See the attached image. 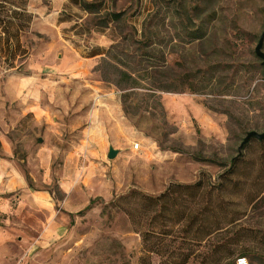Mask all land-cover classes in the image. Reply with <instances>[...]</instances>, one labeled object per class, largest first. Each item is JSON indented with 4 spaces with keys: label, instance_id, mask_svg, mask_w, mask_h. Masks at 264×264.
<instances>
[{
    "label": "rangeland",
    "instance_id": "rangeland-1",
    "mask_svg": "<svg viewBox=\"0 0 264 264\" xmlns=\"http://www.w3.org/2000/svg\"><path fill=\"white\" fill-rule=\"evenodd\" d=\"M106 1L121 17L112 24V45L95 67L97 96L76 93V81L49 82L40 98L48 129L42 125L27 129L23 138L12 135L38 138L52 148L50 172L45 176L34 167L27 178L56 204L63 199V157L77 151L75 173L63 180L75 188L69 207L76 213L63 235L25 259L15 257L20 250L11 242L12 258L1 264H140V237L112 202L130 191L156 196L170 184L200 178L214 183L242 152L236 184H229L233 201L224 196L203 224L221 225L230 216L239 220L191 247L187 264H218L221 257L220 264H235L240 256L264 264V142L251 138L239 147L248 132H264V73L254 54L264 31V0ZM102 19L89 20L103 24ZM23 38L25 48L31 38ZM82 39L83 45L92 44L93 38ZM9 58L8 51H0V63ZM4 74L1 69L0 77ZM106 147L117 151L113 159L100 157ZM19 151L22 155L24 148ZM260 192L246 205L247 193ZM226 240L236 243L224 251ZM161 260L151 256V264Z\"/></svg>",
    "mask_w": 264,
    "mask_h": 264
},
{
    "label": "crops",
    "instance_id": "crops-1",
    "mask_svg": "<svg viewBox=\"0 0 264 264\" xmlns=\"http://www.w3.org/2000/svg\"><path fill=\"white\" fill-rule=\"evenodd\" d=\"M82 2H100L101 6L99 11L91 12L80 7L81 0H76V6L70 0H9L10 8L16 16L20 13L18 17L25 24L24 31L18 34L20 49L24 48L23 37L31 40L25 42L27 52L22 57L16 55L9 66L0 63V70L5 73L0 77V264L12 258L11 242L15 240L20 250L15 257L25 259L41 245L63 235L76 213L75 208L69 207V202L75 200V188L70 182L65 186L63 180L70 172L75 173L77 151L63 157L59 182L63 199L56 204L48 192L36 188L27 178L34 167L45 176L50 172L52 148L38 138L16 139L12 135L23 138L27 129L42 125L48 129L47 112L40 98L49 82L76 81V93L80 91L87 99L97 96L95 67L113 43L114 21L110 16L103 24L89 19L116 12L108 8L106 0ZM85 36L90 41L93 38L92 44L81 43ZM55 56L58 61H50ZM20 147L24 148L22 155ZM108 148L104 154L100 152V157L107 155ZM78 173L76 168V177ZM33 230L37 232L35 238Z\"/></svg>",
    "mask_w": 264,
    "mask_h": 264
},
{
    "label": "trees",
    "instance_id": "trees-1",
    "mask_svg": "<svg viewBox=\"0 0 264 264\" xmlns=\"http://www.w3.org/2000/svg\"><path fill=\"white\" fill-rule=\"evenodd\" d=\"M82 1L80 7L83 10L99 11L100 2L86 4ZM70 2L76 6V0H70ZM10 7L12 5L9 0H0V23L2 24L0 28L3 31H0V51L9 52L10 58L7 61V66L11 65L14 57L21 53L18 34L25 26L21 18L18 17L20 13H17L16 16V11ZM120 15V13L113 12L105 14L102 23H105L108 16L112 21H117L120 19ZM15 25L16 30H11ZM74 33L76 35V30ZM102 80L105 81V79ZM259 142L263 144L264 139ZM241 154L234 158L218 176L216 182L209 183V186L200 178L195 183L188 185L170 184L163 193L156 196L130 191L112 202L127 217L132 231L140 237L142 253L139 259L140 264H151L153 255L162 259L160 264H187L193 256L191 247L200 245L217 232L227 230L239 220L230 216V218L224 217L221 225L203 224L206 213L222 204L224 196L229 199L227 201H233L231 200V190L234 187L229 184H236L235 178L240 173L242 161H245L243 156L245 154L243 152ZM261 195V192L247 193L244 197L246 205H251ZM176 241L178 246L173 245ZM235 243L236 241L226 240L221 244L220 249L225 251L229 244ZM221 260L222 257L219 258L218 264L221 263Z\"/></svg>",
    "mask_w": 264,
    "mask_h": 264
},
{
    "label": "water",
    "instance_id": "water-1",
    "mask_svg": "<svg viewBox=\"0 0 264 264\" xmlns=\"http://www.w3.org/2000/svg\"><path fill=\"white\" fill-rule=\"evenodd\" d=\"M264 41V31L261 33L258 42L254 48V54L255 56L261 61V67L262 71L264 73V54L262 53V44ZM251 138H255L257 140H263L264 139V132L262 133H256L254 131L248 132L245 137L243 138L242 142L240 143L239 147H242L246 142H248ZM117 154V151L113 150L111 147L108 148L106 157L108 159H113Z\"/></svg>",
    "mask_w": 264,
    "mask_h": 264
},
{
    "label": "built area",
    "instance_id": "built-area-1",
    "mask_svg": "<svg viewBox=\"0 0 264 264\" xmlns=\"http://www.w3.org/2000/svg\"><path fill=\"white\" fill-rule=\"evenodd\" d=\"M134 149H137L138 145L134 144ZM235 264H249L248 261L244 257H238L235 260Z\"/></svg>",
    "mask_w": 264,
    "mask_h": 264
}]
</instances>
